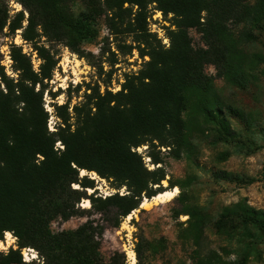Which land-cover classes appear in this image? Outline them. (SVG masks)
<instances>
[{"label": "trees", "instance_id": "1", "mask_svg": "<svg viewBox=\"0 0 264 264\" xmlns=\"http://www.w3.org/2000/svg\"><path fill=\"white\" fill-rule=\"evenodd\" d=\"M10 1L21 10H11ZM152 10L161 13L163 22L171 16L169 27L164 28L168 49L148 30ZM101 20L114 38L129 39L128 45L117 42L119 53L126 56L136 50L148 60L138 72L123 77L117 92L108 90L111 70L106 74L108 81L102 83L103 92L98 82L76 84L72 93L81 100L70 107L69 95L64 104H51L59 123L49 132L43 95L58 64L56 48L65 47L90 61L93 57L83 47L97 40ZM191 30L200 35L202 47H193ZM16 35L40 61L37 72L30 55L13 43ZM262 35L264 0L254 4L248 0H0V37L9 38L11 60L8 75L0 54V241L9 233L17 246L0 253V264H23V249L35 251L42 264H125L119 252L103 260L104 227L98 222L87 219L75 230L57 233L51 231V224L97 214L117 228L145 200L165 192L164 181L180 190L174 217L187 216L178 230V239L190 249L184 264H226L202 245L211 222L190 203L184 191L188 182L166 180L164 162L184 156L191 159L192 138L203 134L205 127L219 139L233 141L236 132L229 119L251 123L242 112L223 103L205 68L213 66L225 83L245 89L255 78L243 68L244 48ZM104 53L101 50V56ZM110 56L112 69L117 60L114 54ZM246 57L247 66L263 60L261 54ZM261 74L264 78V70ZM50 96L54 100L58 94ZM258 134L264 141V132ZM144 146L142 156L136 150ZM144 157L152 170L145 166ZM82 171L86 175L81 177ZM91 173L126 193L87 196L86 189L95 188L94 179L88 177ZM211 175L237 185L255 181L226 171ZM82 199L89 200L92 214L79 207ZM245 223L257 229L245 242L264 240V212L243 203L225 207L215 228L233 237ZM135 238L136 264H144L146 251L164 248L163 239L154 243Z\"/></svg>", "mask_w": 264, "mask_h": 264}, {"label": "rangeland", "instance_id": "2", "mask_svg": "<svg viewBox=\"0 0 264 264\" xmlns=\"http://www.w3.org/2000/svg\"><path fill=\"white\" fill-rule=\"evenodd\" d=\"M256 1L258 0H248L250 4H254ZM9 8L14 12L21 10L20 5L14 1L9 2ZM170 17L166 18V23L162 20L159 24L157 22L158 25L156 26L162 28L165 32L164 28L169 27L168 19ZM149 18L152 22L151 16ZM190 36L194 48L203 46L200 35L195 30L190 31ZM128 40L125 36L114 38L103 20H101L97 40L93 44L83 47L84 53L91 54L93 57V59H89L90 61L79 58L65 47L58 46L56 48L59 57L58 64L52 80L46 83L47 89L43 95V107L48 114L47 129L49 132H54L57 127L55 124L59 123L53 113L51 104L62 105L69 95L72 97L70 107L81 100V98L74 97L75 95L72 93V88L76 84L85 86L88 84L94 85L98 82L101 92H103L102 83L108 81L106 74L111 70L108 90L117 92L125 75L134 74L141 69L143 62L148 60L147 57L140 58L136 50L126 56L116 50L117 42L120 44L126 42L125 44L128 45L130 44ZM12 41L15 45L22 47L23 53L30 55L31 64L33 58H35V62L38 60L36 54L24 44L19 35H16ZM7 43H9V38L0 37L1 64L4 66L6 73L11 75V62L10 65L7 63L9 57ZM101 50L105 52L102 56ZM110 53L114 54L117 60V64L112 69L108 66ZM246 54H261L263 60L247 66ZM244 55L243 68L247 74L255 78L250 80L245 89L225 83L217 75V71L213 66H206L205 72L212 77L223 103L242 112L250 119L251 123H245L236 118L229 119L232 128L236 132L233 141L219 139L210 128L205 127L203 134L195 133L192 138L194 152L191 159L185 156L180 160L168 158L165 159L164 168L167 173L166 180L170 179L173 183L188 182L184 191L189 196L190 203L196 205L208 216L211 223L202 238V245L206 250L215 251L221 261L226 264H238L239 262L264 264V240L255 241L251 239L250 242H245L244 239L245 237H254L257 234L254 225L240 224L233 237H230L228 231L221 232L215 228V223L219 219L222 210L236 203H243L250 208L264 212V141L260 139L258 134L264 132V78L261 74V71L264 70V35L258 36L254 43L244 48ZM100 72L101 75H99ZM69 85L72 87L68 90ZM82 92L83 89L78 96H81ZM50 93H57L58 96L52 100ZM145 150L146 147L144 146L136 151L144 156ZM143 160L148 170H152L153 166L149 163V159L144 157ZM215 171H226L238 176L252 178L255 181L249 185L217 181L211 175ZM80 174L84 176L86 172L84 175H82V172ZM88 177L94 179L95 188L86 189L87 196L93 195L94 197L101 196L104 198L112 194H119L122 190H124V194L126 193L124 188L120 190L111 188L109 183L98 178L94 173L88 174ZM162 186L166 191L177 188L178 192L169 201L156 203L149 201L145 204L143 202L137 210L131 213L130 218H124L117 228L110 227L105 221L101 220L99 215L93 214L87 215L88 217L86 215L73 217L66 222L54 221L51 224V231L53 233L72 231L87 219H92L104 227L100 239V253L104 261H108L113 253L119 252L123 254L125 264H133L128 253L132 251L135 255L136 236L143 237L147 242L156 243L159 239L164 240L162 251L156 253L145 252L144 264H184L190 249L188 245L178 239V230L180 224L186 222L187 216L174 217V212L179 208V202L176 201V198L180 190L178 187L170 188L167 181L162 182ZM73 188H77V186L75 185ZM87 204H89L88 207L85 206ZM79 207L90 210L91 214L93 213L87 199H82ZM10 240L9 236L4 234L3 244L5 245V241L9 243ZM31 255L35 257L31 259ZM21 257L23 264H42V260L38 258L37 253L33 250L27 255L28 261H23L22 253ZM136 263L135 255L134 264Z\"/></svg>", "mask_w": 264, "mask_h": 264}, {"label": "built area", "instance_id": "3", "mask_svg": "<svg viewBox=\"0 0 264 264\" xmlns=\"http://www.w3.org/2000/svg\"><path fill=\"white\" fill-rule=\"evenodd\" d=\"M151 18H152V22L150 21V18L147 19L148 22V30L151 34H155L157 39L161 42V45L163 46L164 49H168L169 48V39L167 38V36L165 35V32L162 28H158L156 25H158L159 23L162 22V15L159 11L156 10H152V14H151ZM158 22V24H156ZM35 58H33L32 60V66L34 71H38V66H39V60H37L35 62L34 60ZM10 59L9 57L7 58V63L8 65H10ZM61 149V146L57 143V146ZM120 195L124 194V190H122L121 192H119ZM5 235H7V233H5ZM9 239L10 242L8 243L7 241H5V245L3 244L2 241H0V253L6 254L8 252L9 249H13L16 250L17 246H16V238L14 236H12L11 234H9ZM27 251V254H26ZM32 252V250L30 249H23L22 250V255H23V261H28V253ZM31 259H32V255H31Z\"/></svg>", "mask_w": 264, "mask_h": 264}, {"label": "bare ground", "instance_id": "4", "mask_svg": "<svg viewBox=\"0 0 264 264\" xmlns=\"http://www.w3.org/2000/svg\"><path fill=\"white\" fill-rule=\"evenodd\" d=\"M85 174V171H82V175ZM178 192L177 188L171 190V191H165L161 194H158L156 197L152 198L150 201L153 202H165V201H169L170 199H172L176 193ZM148 200H145L143 204L148 203ZM89 204L85 205L88 207ZM128 218H130V216H128ZM7 235L9 236V233H7ZM129 258L132 260L133 264L135 263V255L134 253L131 251L128 253ZM35 256H32V258H34Z\"/></svg>", "mask_w": 264, "mask_h": 264}, {"label": "water", "instance_id": "5", "mask_svg": "<svg viewBox=\"0 0 264 264\" xmlns=\"http://www.w3.org/2000/svg\"><path fill=\"white\" fill-rule=\"evenodd\" d=\"M82 177V176H81Z\"/></svg>", "mask_w": 264, "mask_h": 264}]
</instances>
